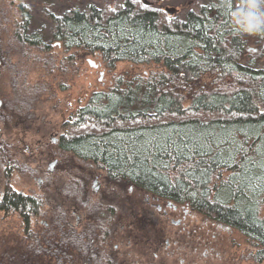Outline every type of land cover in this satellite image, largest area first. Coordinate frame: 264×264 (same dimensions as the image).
<instances>
[{
  "label": "trees",
  "instance_id": "16d2710c",
  "mask_svg": "<svg viewBox=\"0 0 264 264\" xmlns=\"http://www.w3.org/2000/svg\"><path fill=\"white\" fill-rule=\"evenodd\" d=\"M245 2L196 1L183 16L137 0L93 2L89 15L57 22L107 65L139 68L93 92L80 111L88 117L71 126L75 151L238 230L263 255L264 53L247 48L264 33L238 30L232 14Z\"/></svg>",
  "mask_w": 264,
  "mask_h": 264
},
{
  "label": "flooded vegetation",
  "instance_id": "af4514ba",
  "mask_svg": "<svg viewBox=\"0 0 264 264\" xmlns=\"http://www.w3.org/2000/svg\"><path fill=\"white\" fill-rule=\"evenodd\" d=\"M137 1L175 15L166 6L169 0ZM91 5L50 13V38H46L44 31L31 30L33 16L31 11L26 13L28 6L22 2L17 40H6L0 33V229L8 231V237L0 238V264H124L115 242L120 235L139 230L155 233L157 224L161 233L169 221L181 226L189 209L200 212L187 202L112 174L103 163L75 151L71 126L88 117L86 111H80L91 95L86 104L73 110L71 105H63L68 113L60 124L49 126L39 120L38 112L58 110L61 101L54 98L58 81L50 82L48 88L54 93L48 96L44 84L49 79L42 75L29 81L35 60L42 63L49 56L58 63L59 48L64 51L62 60H78V52L69 50L89 47L90 42L66 38L57 21L76 12L89 15ZM87 61L93 66L90 57ZM46 74L49 78L50 73ZM45 96L50 101L47 106ZM34 127L40 136L28 140L24 134ZM17 198L24 204H13ZM177 214L182 216L176 218ZM77 249L85 255L78 263Z\"/></svg>",
  "mask_w": 264,
  "mask_h": 264
},
{
  "label": "rangeland",
  "instance_id": "374dc122",
  "mask_svg": "<svg viewBox=\"0 0 264 264\" xmlns=\"http://www.w3.org/2000/svg\"><path fill=\"white\" fill-rule=\"evenodd\" d=\"M115 1L101 0V4L105 2L113 6ZM196 1L209 0H169L166 6L173 11L172 14L183 16ZM22 2L28 6L33 16L31 30L44 31L47 33L46 38H50L52 22L49 17L50 13L59 14L71 7H84L89 2L100 4V0H0V33L6 40H17L15 29L21 19L19 4ZM31 50L29 48V51ZM74 51H77L79 55V59L77 60L76 57L75 61L62 60L64 51L61 48H59L60 61L58 63L49 60V56L42 63L40 60H35V67L29 77V81H37L36 79L42 75L44 79H49V84H46V80L44 84V95L46 96L54 93L49 89L52 86L50 82L58 81L54 86L57 89L54 98H60V107L54 111L43 108V111L38 112L37 115L40 121H47L49 126L60 124L62 119L67 117L68 111L62 109L63 105H71L70 110L84 105L94 91L110 89L118 79L128 80L139 69L129 62L121 61L111 66L107 65L101 55L97 53L89 55L85 49L69 50V52ZM247 51L264 53V40L260 44L248 46ZM34 57L36 56L31 55V58ZM88 57L99 67L90 66L87 61ZM47 72L50 73L49 78ZM46 96L44 97L45 106L50 102L47 101ZM86 122L83 121L81 124ZM16 123L20 124L18 121ZM16 132L21 134L19 131ZM24 135L28 140L34 141L38 135L36 127ZM48 200L51 203L54 202L51 196ZM79 204L83 209L85 204ZM179 216L182 215L177 214L175 217ZM4 223L6 225V222ZM165 225L166 229L161 233L157 230L158 224L153 227L158 235L150 231L143 233L139 230L133 231L129 234L130 236L121 237L120 235L116 238L115 242L119 244L117 254L120 260L124 264H264V254L258 253V246L238 230L217 223L201 212L189 209L181 226L171 221ZM7 233L8 231L0 229L1 240L2 237H8ZM160 237L162 240L158 244L155 241Z\"/></svg>",
  "mask_w": 264,
  "mask_h": 264
},
{
  "label": "clouds",
  "instance_id": "9594fccd",
  "mask_svg": "<svg viewBox=\"0 0 264 264\" xmlns=\"http://www.w3.org/2000/svg\"><path fill=\"white\" fill-rule=\"evenodd\" d=\"M232 15L239 31L249 35L264 33V0H246Z\"/></svg>",
  "mask_w": 264,
  "mask_h": 264
},
{
  "label": "water",
  "instance_id": "95a60500",
  "mask_svg": "<svg viewBox=\"0 0 264 264\" xmlns=\"http://www.w3.org/2000/svg\"><path fill=\"white\" fill-rule=\"evenodd\" d=\"M91 64L93 65V66H95V63L93 62V61H91ZM102 75H103V72L101 73ZM102 78V77H101Z\"/></svg>",
  "mask_w": 264,
  "mask_h": 264
}]
</instances>
